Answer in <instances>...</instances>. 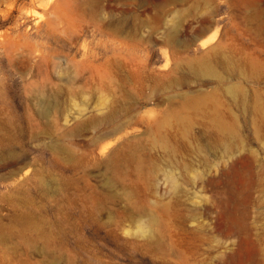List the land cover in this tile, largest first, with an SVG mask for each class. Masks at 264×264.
I'll return each instance as SVG.
<instances>
[{
	"label": "rangeland",
	"instance_id": "1",
	"mask_svg": "<svg viewBox=\"0 0 264 264\" xmlns=\"http://www.w3.org/2000/svg\"><path fill=\"white\" fill-rule=\"evenodd\" d=\"M4 145L0 264H264V0H0Z\"/></svg>",
	"mask_w": 264,
	"mask_h": 264
},
{
	"label": "bare ground",
	"instance_id": "2",
	"mask_svg": "<svg viewBox=\"0 0 264 264\" xmlns=\"http://www.w3.org/2000/svg\"><path fill=\"white\" fill-rule=\"evenodd\" d=\"M175 36H176V26H173L168 31V40L174 41L175 40ZM37 49L39 50V48H37ZM213 62L214 61H212L210 58H203V59L197 60L196 62H194V63H192V64L189 65L190 66V71L192 73H194V74H198V75H201V76H209V77H216V78H218L219 75L217 74L216 69L212 65ZM44 104H46V103H44ZM47 104H50V103H47ZM48 110H46V111L48 112ZM43 112H45V110ZM115 115H116V110L115 109L114 110H111L110 109L108 111V114L104 118H98L94 122H106V123L107 122H112L115 119ZM45 117H47V116L45 115ZM81 126H84V124H81ZM221 126L222 125H220V127ZM11 129H13L15 131V130H17V127L11 128ZM221 129L227 131V127H225V126L224 127L222 126ZM19 135H17V136H19ZM7 144H11L10 143V140L8 141ZM5 148H7V145H4L0 149V165L1 164H5V165H7L9 167H13V169L10 170L7 175L1 177V179L4 180L5 178H8V179L10 178V180L16 181L17 179H14L16 176L20 177V175L22 176V175L25 174V172H27V171H25V170H27L26 169L27 164L24 162V160L22 158V154L20 155L18 153H15V152L11 151L9 148H7V149H5ZM5 152H7V153H5Z\"/></svg>",
	"mask_w": 264,
	"mask_h": 264
}]
</instances>
